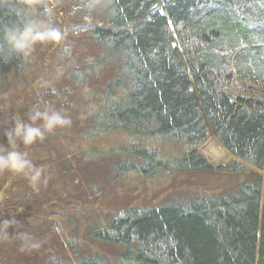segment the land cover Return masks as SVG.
I'll return each instance as SVG.
<instances>
[{
  "label": "trees",
  "instance_id": "trees-1",
  "mask_svg": "<svg viewBox=\"0 0 264 264\" xmlns=\"http://www.w3.org/2000/svg\"><path fill=\"white\" fill-rule=\"evenodd\" d=\"M48 1L26 6L24 0H0V102L13 99L5 89L12 76L26 74L28 57L11 51L4 30L33 21L62 26L52 20L50 7L57 5L71 15L68 31L88 36L89 46L68 45L65 38L54 61L64 65L65 74L71 71L68 78L59 85L42 81L30 92L29 85L16 90L20 103L11 102L10 110L26 119L34 105L60 106L75 137L97 141L123 135V142L106 152L79 151L91 173L108 159L110 191L168 170L223 175L238 185L222 192L196 189L160 205L122 207L83 221L72 215L78 209H51L42 223L35 212L53 201L54 174L67 168V156L78 153L60 151L70 133L69 127L58 129L46 134L40 156L33 154L39 141L19 145L43 169L38 183L11 172L0 175V186L13 184L11 199L0 202L3 222L12 221L5 240L12 236L25 245L22 234H28L43 244L35 256L19 247L6 252L13 256L10 262L264 264V0ZM11 119L0 122V131L13 126ZM209 136L232 157L227 164L215 166L201 153ZM164 147L176 152L167 155ZM19 211L31 216L18 217ZM56 234L67 239L71 256L61 254L64 244L46 246ZM78 235L86 240L85 249L74 241Z\"/></svg>",
  "mask_w": 264,
  "mask_h": 264
},
{
  "label": "rangeland",
  "instance_id": "rangeland-1",
  "mask_svg": "<svg viewBox=\"0 0 264 264\" xmlns=\"http://www.w3.org/2000/svg\"><path fill=\"white\" fill-rule=\"evenodd\" d=\"M48 2H51V0H49ZM50 8L54 13V16L52 17L54 19L52 20H58L54 24L58 23L62 25L56 26L59 27L61 31L66 34V40L68 45L69 42H71V44H76L75 47H79L82 43L89 46L88 36H83L84 34H77L76 32L71 34L70 31H68V27L70 24L68 20L70 21L71 19V15L69 14V12H61L62 8H57V5L54 8ZM63 42L64 41H62L61 44ZM61 44L36 45L34 49V56L31 57V55H29L27 57L26 74L23 75L21 73L20 75L22 76H16V78L12 76V80L10 81V84L7 86V89H5V91L6 93L12 96L13 99H11V102L15 101L16 107L20 103V100H17V94H15L16 90H22L24 86L29 85L30 87L27 86L28 88H26V91L30 92L32 87H37V85L42 84V81L46 80L45 83L59 85L62 82V79L63 81H65L68 78V75L71 71L68 72V75L67 73L65 74L64 65L59 63L58 60L54 61V54L56 53V51L58 52L59 57V48ZM72 47L73 46L71 45V49ZM68 54H72L71 50H68ZM83 59L84 58L79 57L75 60L78 63H81ZM36 79H38V81H36ZM20 84L25 85L21 86ZM67 93L71 95L69 92ZM40 96L41 92L33 95V98L28 101V105L31 106L37 97L40 99ZM4 101L6 100L4 99ZM4 101L0 102V122H3L6 116H8L10 117V119L12 118L9 124L12 125L14 119L20 116L18 114V111L10 110L9 104H11V102L7 104ZM4 103L6 104L4 105ZM46 107L52 109L51 106H45V108ZM54 110L60 111V106H57ZM76 115V122H78V120H81V116H79L78 113ZM5 131H7L6 128L5 130L0 131L1 142L7 141L3 135ZM68 131L70 133V135L68 136L69 140L62 139L63 142L60 144V151L68 155L70 154L69 150H75L77 148L78 153H74L72 151L73 154L67 156L70 162L66 169L63 168L62 172L59 171L60 167L58 168L54 165L53 169L59 171L58 174H54L53 176V181L56 185V194L51 203H49L47 206H43L41 210H37L35 212V214L40 215L39 219L42 220V223L43 218L46 217L49 219V215H52L54 213L50 212L51 209L53 211H58L60 209L69 210L71 208H75V210L78 209L77 211L73 212L72 215L75 218L77 217V219L83 221V217L100 218L107 212L111 210H117L122 207H132L136 205H160L169 200L179 199L184 193H191L194 192L196 189H202L205 191H208L207 189H209L217 192H222L226 189H230L238 185L235 179H233L232 177H225L223 175H211L208 173L196 174L194 172L180 173L177 170H168L162 171L163 174L158 175L152 180H147L143 184H141V182H136L135 180L132 183L129 182V187L126 189L120 188L117 190L112 189L110 191V189H108V185L111 181L108 179V169H106L105 166V164L107 165L108 159L104 160L105 164L101 163L102 167H96L95 173H91V169H88L89 165L83 164L79 151L85 150L86 152H88L92 149H95L101 153L106 152V150L110 147L117 146L122 143L124 139L123 135L114 134L97 141H86L80 138V136L75 137L76 133L70 130V127L68 128ZM54 142L55 140L51 141L52 144ZM39 143L40 147H37L39 149L33 152V154L36 153V155L38 156L42 154V149L44 147L43 141H39ZM57 144H59V142H57ZM62 145L64 146L62 147ZM164 150H166V152L168 153L167 155H174V153L176 152L174 149H166V147H164ZM200 150L203 156L215 166L225 165L232 159V157L229 156L225 148L215 138L211 136H209L208 141L201 147ZM51 175H53V173ZM84 177L86 179H84ZM123 182L127 181L123 180ZM89 184L90 187L88 186ZM6 187L7 185L0 186V191H2V198L0 195V202L3 198L5 200L7 199L8 193H10L13 188V184L11 183L9 187ZM83 187L85 190H83ZM181 187H183V189H180ZM83 191L86 192L82 197ZM8 198L11 199L10 197ZM34 211L35 209H33L31 212ZM31 212L19 211L17 212V214L18 217L22 215L24 218H29L31 216ZM3 218L4 217L2 214V210L0 208V226H2L3 224ZM9 231L10 230L7 229V236ZM78 236L79 240L75 239L74 241L78 243L79 248L85 249L86 246H88V244L86 245V240L83 238L82 235ZM59 243L64 244V247H62L63 252H61V254L71 256L73 253L72 249L68 245L67 239L61 234L54 235L51 238V243L49 242L48 245H44L49 246L52 244L55 249V245L58 246ZM20 244L21 242H17L12 236H10V242H8V240H5L3 235H0V259L1 257L3 258V260L0 261V264H13V262H10L12 261L11 259L13 258V256L6 254V252L13 254V252L18 247L23 249L24 253H28L31 255L35 253V250L30 251L29 249L25 248L24 244ZM41 246H43L42 243ZM9 248H11V251ZM89 249H91L90 251L92 253L97 252L94 248L89 247Z\"/></svg>",
  "mask_w": 264,
  "mask_h": 264
},
{
  "label": "clouds",
  "instance_id": "clouds-1",
  "mask_svg": "<svg viewBox=\"0 0 264 264\" xmlns=\"http://www.w3.org/2000/svg\"><path fill=\"white\" fill-rule=\"evenodd\" d=\"M39 0H24L26 6H32ZM66 38V34L55 25L42 21H33L22 28L10 27L3 32V39L13 53L27 57L35 49L36 45H60ZM71 119L60 111L45 108L41 110L39 105H34L26 114V119L17 117L13 126L4 132L7 146L0 144V174L11 172L25 175L33 184L41 180L43 169L36 167L26 151L19 149L22 144L25 147L43 141L46 134L58 129L70 127ZM46 182V180H45ZM12 226L11 220H5L0 226V235L7 238V229ZM25 248L38 250L41 242L28 234H22Z\"/></svg>",
  "mask_w": 264,
  "mask_h": 264
}]
</instances>
